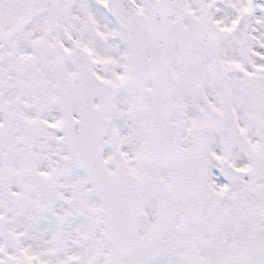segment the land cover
<instances>
[{
	"label": "snow or ice",
	"instance_id": "snow-or-ice-1",
	"mask_svg": "<svg viewBox=\"0 0 264 264\" xmlns=\"http://www.w3.org/2000/svg\"><path fill=\"white\" fill-rule=\"evenodd\" d=\"M0 264H264V0H0Z\"/></svg>",
	"mask_w": 264,
	"mask_h": 264
}]
</instances>
